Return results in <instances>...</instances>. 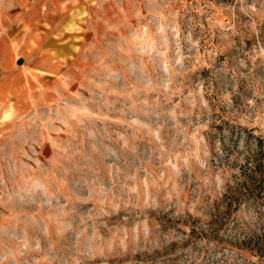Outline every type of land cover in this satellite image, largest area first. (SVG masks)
<instances>
[{
  "label": "rangeland",
  "instance_id": "1",
  "mask_svg": "<svg viewBox=\"0 0 264 264\" xmlns=\"http://www.w3.org/2000/svg\"><path fill=\"white\" fill-rule=\"evenodd\" d=\"M264 0H0V264H264Z\"/></svg>",
  "mask_w": 264,
  "mask_h": 264
},
{
  "label": "trees",
  "instance_id": "2",
  "mask_svg": "<svg viewBox=\"0 0 264 264\" xmlns=\"http://www.w3.org/2000/svg\"><path fill=\"white\" fill-rule=\"evenodd\" d=\"M260 149L259 152L250 153L248 161L252 163V177L259 176V181H264V149L262 147Z\"/></svg>",
  "mask_w": 264,
  "mask_h": 264
}]
</instances>
